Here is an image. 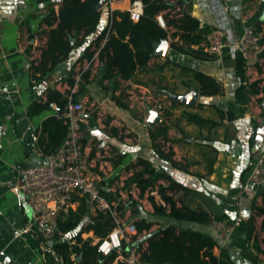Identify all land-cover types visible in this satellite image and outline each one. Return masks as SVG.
I'll use <instances>...</instances> for the list:
<instances>
[{"label":"crops","instance_id":"0c3cea01","mask_svg":"<svg viewBox=\"0 0 264 264\" xmlns=\"http://www.w3.org/2000/svg\"><path fill=\"white\" fill-rule=\"evenodd\" d=\"M172 2L176 7L170 17L188 10L201 26L214 29L221 20L220 10L228 7L239 13L233 25L238 35L254 25L260 26L264 35V0ZM135 5L130 0H108L97 32L73 49L53 71L34 80L31 64L41 58L51 28L44 18L52 6L58 12L60 4L55 0H0V264H60L54 251L59 241L44 240L35 229L27 230L33 211L14 188L22 169L42 164L49 156L38 144V131L47 117L59 114L58 107L53 105L35 115L29 114V108L35 101L46 100L50 89L69 91V96L76 94V101L84 103L81 142L90 155L91 170L103 188L114 192L118 184L124 185L134 171L142 168L130 165L143 157L158 172L169 174L190 189L176 193L179 206L202 208L213 216H225L224 221L234 225L230 238L224 242L209 224L179 222L154 214L148 199L150 191H158L160 184L169 183L160 178L143 197H139V188L133 187V196L142 206L136 221L145 218L154 222L150 230H144L137 238L144 240L161 227L179 224L216 236L219 246L215 247V254L219 255L225 247L235 264H253L243 253L248 246V220L253 216L261 248L260 252L253 248V252L258 257L257 264H264V184L251 178L252 168L264 154V91L251 80L242 59H232L228 49L211 59L183 53L171 46L173 40L181 44L178 34L167 39L165 55L153 56L146 69L139 70L130 80L120 81L118 86L105 78L100 59L86 69L90 71L88 79L82 77L77 82L79 71L90 61L81 58L110 24L111 11L131 10ZM136 8L142 11V3ZM175 31L172 27L171 32ZM199 46L204 44L194 48ZM94 48L93 44L91 50ZM76 62L72 86L69 73ZM189 69L217 78L224 93L201 95ZM190 91L198 93L195 106L178 102L179 96ZM121 94V101L128 107L113 98ZM149 107L159 110L162 118L154 127L147 125ZM160 126L168 128V138L159 136L158 140L165 152H173L172 161L161 157L153 147L151 136ZM154 196L162 202L159 195ZM95 213L89 203L87 216Z\"/></svg>","mask_w":264,"mask_h":264},{"label":"trees","instance_id":"16d2710c","mask_svg":"<svg viewBox=\"0 0 264 264\" xmlns=\"http://www.w3.org/2000/svg\"><path fill=\"white\" fill-rule=\"evenodd\" d=\"M130 1L131 4L142 3V13L139 19L137 21L132 19L130 9L111 11L110 24L98 34L81 58V60L85 57L91 60L101 47L102 41L106 39L99 52L105 78L114 80L117 86L122 80L132 79L139 70L147 68L149 61L153 58L156 42L170 37L174 39L178 34L181 44L173 40L171 42L173 48L199 59L213 58V55L206 52L203 46L194 48V45L204 44L207 35L213 29L201 26L200 21L188 10L179 12L178 16L170 17V12L176 7L173 0ZM55 2L60 4L59 11L56 12L55 7L52 6L44 18L45 23L51 27L47 32L46 47L43 48L39 61L31 64L34 80L53 71L59 63L69 57L73 49L85 44L88 37L97 32L101 23L104 7L101 9L97 7L100 0H55ZM161 14L166 21V27H162L159 23L158 16ZM172 27L176 28L175 32H171ZM93 44L95 48L91 50ZM77 63L72 66L69 73V83L72 86L75 84ZM187 71L191 72L193 80L197 83L196 89L201 95L212 96L224 93L223 84L214 76L200 70L189 69ZM89 73L90 71L83 74L86 80ZM256 92L259 91L256 90ZM69 94V91L62 93L57 89H50L46 100L35 101L30 106L29 114H38L51 109L53 105L63 108L64 112ZM113 98L123 107H128L125 102L121 101L122 94L120 96L113 95ZM73 99L77 100L76 94H73ZM167 130V126H160L152 133L151 137L157 153L172 161L173 152H165L162 143L158 140L159 136L165 140L168 138ZM38 133V144L43 153L45 155L54 154L69 133V125L66 123L64 114H52L47 117ZM137 166L142 168L134 171L123 186V189L128 192L131 203L136 204L131 194L133 186L139 188V197H143L147 191L154 188L155 181L162 178L169 182L166 185L158 186V195L162 202H158L152 194L148 196L153 205L154 214L173 218L179 222L188 221L204 225L210 224L213 220H226L225 216H213L202 208H191L188 205L179 206L178 201L180 200L175 195L179 191L190 192L188 187L175 181L169 174L158 172L152 162L146 158L139 157L135 163L130 165V167ZM155 175L156 177L153 179ZM101 191L110 202L117 204L116 210L120 217L123 216L128 209L127 206L130 207L129 201H124L119 190L113 192L102 188ZM262 195L264 199V192ZM78 200L79 204L75 209L71 208L60 216L59 225L64 232H72L89 213L87 199L79 197ZM248 221V246L243 253L251 259L253 264H257L258 257L254 255L253 248L257 252H260L261 248L256 234L255 218L252 216ZM153 225V221H148L145 218L135 223L138 234L144 230H150ZM115 226V218L109 210H97L83 230L73 237L75 243L59 241L55 244L54 250L58 263L103 264L112 262L116 258L117 252L108 257L103 256L98 250V246L93 244V239L85 240L82 238V234L92 231L96 237L103 239L111 233ZM133 242L141 253V264H235L225 247L221 248L219 255L215 254L214 249L217 245L219 246V241L212 233L192 227H183L179 224L161 227L150 233L144 240L134 237ZM144 242H147V246H144ZM72 255L76 256L74 260Z\"/></svg>","mask_w":264,"mask_h":264},{"label":"built area","instance_id":"2783aa9c","mask_svg":"<svg viewBox=\"0 0 264 264\" xmlns=\"http://www.w3.org/2000/svg\"><path fill=\"white\" fill-rule=\"evenodd\" d=\"M136 7L137 5L131 8V17L134 21H137L142 13ZM220 11L221 13L223 11L221 20L218 26L207 35V40L204 43L205 51L211 55H221L225 49H228L232 59H242L251 80L264 91V85L261 84L264 79V35L262 30L259 29V26L254 25L238 35L233 25L234 20L239 17V13L228 7L222 8ZM158 20L162 27H166V21L162 14L158 16ZM105 42L106 39L103 40L101 47ZM100 48L87 66L79 71L77 82L82 79L92 62L99 59ZM84 107L82 101H76L73 99V95H70L63 112L66 123L69 125V133L65 141L54 154L48 156L46 162L27 166L21 170L20 179L14 188L24 196L33 211V218L27 226V230L35 229L44 240L75 243V240L69 237L68 232L60 229L59 219L63 213L77 207L79 197H85L95 212L109 210L116 221V226L106 238L101 239L88 234L90 232L82 234V238L85 240L93 239V244L98 246V250L103 256L108 257L117 252V256L112 262L103 264H141V253L133 242V238L139 235L135 224L122 222L116 210V203L110 202L102 193L103 186L91 170L90 155L81 142ZM251 178L257 184H264V154L252 168ZM119 192L122 197L128 194L122 190ZM133 193L134 189L132 188L131 194L133 195ZM151 193L158 195L157 190H152ZM209 225L224 242L230 238L234 230V225L225 221L213 220ZM125 250L126 253H124ZM72 258L75 259L76 256L72 255Z\"/></svg>","mask_w":264,"mask_h":264},{"label":"water","instance_id":"95a60500","mask_svg":"<svg viewBox=\"0 0 264 264\" xmlns=\"http://www.w3.org/2000/svg\"><path fill=\"white\" fill-rule=\"evenodd\" d=\"M108 0H100L97 7L99 9L103 8ZM168 48V41L164 39L160 42H156L154 44V53L153 56H162L166 54ZM198 93L196 91H190L184 95H181L177 98L178 102L187 104L189 106H195L197 104ZM58 113L63 114V108H58ZM161 116L159 114V110L152 109L149 107V117L147 118V125L150 127H154L159 121H161ZM81 257H79L80 259Z\"/></svg>","mask_w":264,"mask_h":264},{"label":"rangeland","instance_id":"374dc122","mask_svg":"<svg viewBox=\"0 0 264 264\" xmlns=\"http://www.w3.org/2000/svg\"><path fill=\"white\" fill-rule=\"evenodd\" d=\"M84 109H85V107H84ZM123 186L124 185H122V184H118L117 185L118 188H116V189L122 190L123 192L128 193L126 191V189H123ZM122 198L124 199V201H129V195L128 194H125V196L122 197ZM133 198L135 199L136 204L135 203L134 204L131 203V200H130L129 201L130 207L128 205L127 206L128 209L124 212V215L120 217L124 224H130V223H134L135 224L137 222L136 218H135L136 217V213L140 209H142L140 201L137 198H135L134 196H133ZM116 206H117V204H116ZM90 219H91V215L87 216L85 218V220L77 228H75L72 232H70V234H72L73 236L78 235L83 230V228L87 225V223L90 221ZM70 234H69V237L72 238V236Z\"/></svg>","mask_w":264,"mask_h":264},{"label":"bare ground","instance_id":"6f19581e","mask_svg":"<svg viewBox=\"0 0 264 264\" xmlns=\"http://www.w3.org/2000/svg\"><path fill=\"white\" fill-rule=\"evenodd\" d=\"M136 4H137L138 8H140L141 2H137Z\"/></svg>","mask_w":264,"mask_h":264}]
</instances>
